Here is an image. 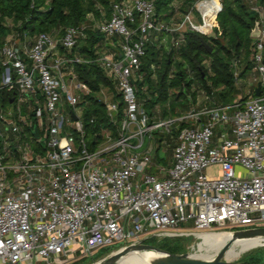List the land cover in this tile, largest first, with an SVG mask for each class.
<instances>
[{
  "label": "built area",
  "instance_id": "2783aa9c",
  "mask_svg": "<svg viewBox=\"0 0 264 264\" xmlns=\"http://www.w3.org/2000/svg\"><path fill=\"white\" fill-rule=\"evenodd\" d=\"M258 13L260 32L252 38L244 82L248 93L172 119L151 120L138 99L140 58L158 33L164 41L177 32L171 41L177 47L186 24L211 31L214 20L206 28L202 12V25L193 24L189 12L173 28L156 18L153 0L114 2L111 16L93 31L106 41L119 39L120 51L93 59L67 55L86 37L84 26H69L60 37L39 32L21 47L4 43L0 264H62L119 240L130 245L161 233L190 232L181 229L187 222L191 231L207 233L264 227V19ZM89 62L110 79L121 110L110 90L106 100L107 87L92 90L79 78L74 66ZM234 62L237 85L241 69ZM87 96L104 105L114 129L88 135L86 125L95 116H84ZM182 122L189 125L180 127ZM175 124L170 166L150 170L154 146L142 149L145 139L154 130L171 132ZM214 165L217 177L206 176Z\"/></svg>",
  "mask_w": 264,
  "mask_h": 264
},
{
  "label": "trees",
  "instance_id": "16d2710c",
  "mask_svg": "<svg viewBox=\"0 0 264 264\" xmlns=\"http://www.w3.org/2000/svg\"><path fill=\"white\" fill-rule=\"evenodd\" d=\"M118 1L120 0H0V47L3 45L6 30L2 25L4 16L17 24V29L29 31L30 34L49 33L56 28L60 29L61 36L69 26H82L81 23L88 12H94L98 16L96 4L104 8V17L109 18L112 4ZM171 1L153 0L158 20L169 16ZM257 2L258 8L261 7L264 11V0ZM189 3L191 0H182V9L187 8ZM221 3L222 8L216 16L217 23L213 35L189 30L183 33V41L169 50L156 47L153 43L146 45L145 54L140 58V73L143 79L137 80L135 84L137 97L143 98L141 102L148 114L153 113L154 104L161 107L160 116L163 118L178 105L185 109L190 98L191 101L195 98V91H191L193 83L198 84L214 103L234 102L237 93L233 76L234 61L242 67L239 75L244 77L251 67L249 48L253 39L249 33L260 11L249 8L244 0H221ZM85 31L86 37L71 49L68 56L78 55L93 59L102 54L101 47L105 45L102 34ZM204 44L211 50L208 51ZM60 52L65 51L60 48ZM74 68L79 78L92 90L101 86L107 87L113 93V98L119 100V110L122 109L120 95L115 92L112 82L98 63L76 64ZM152 73L155 74L154 79L151 78ZM142 85L146 86L145 94L140 90ZM87 99L84 116H95V123L86 125L88 135L104 128L114 129L108 122L104 105L93 96H87ZM182 101L186 102L182 104ZM169 106L171 108L167 110ZM182 126L184 125L181 123L180 127ZM145 243L150 242L146 240ZM160 248L172 253L177 252L165 244ZM77 262L73 264H79Z\"/></svg>",
  "mask_w": 264,
  "mask_h": 264
},
{
  "label": "rangeland",
  "instance_id": "374dc122",
  "mask_svg": "<svg viewBox=\"0 0 264 264\" xmlns=\"http://www.w3.org/2000/svg\"><path fill=\"white\" fill-rule=\"evenodd\" d=\"M199 1L201 0H191V3H189V6H187V8H184L183 10L182 0H172L170 2L171 12L169 16H166L161 21L162 22L164 21L170 27L175 28L180 24L184 15L190 12L192 23L195 25H202L203 19L201 15L203 14L205 16V11H203L204 7L206 8L207 6L210 5L211 2L217 1L220 5V8H222L221 0H211L209 2L204 3V5L202 3H199ZM244 1L247 2L249 8H252L253 10H258L257 0L255 1L244 0ZM46 3L48 4V1H46ZM96 5H97L98 16H96L94 12H88L86 14L85 20L81 23V25L84 26L85 30L93 31L94 24L97 21L101 20L102 17L104 18L105 16L104 8L99 4H96ZM200 11L202 12V14ZM212 18L213 17H211V19ZM213 20H214L213 27L211 31L207 33L196 31L192 29L188 24L183 26L182 31L186 32L189 30H194L196 32H199V33H202L208 36L213 35L214 34L213 29L217 23L216 18ZM2 25L6 27L3 44L7 43V44H12V45L21 47V46L28 44L30 41H32L35 35L38 34L37 32L30 34L29 31L17 29L18 28L17 24L12 22L11 19L7 16L3 17ZM59 30L60 29L54 28L49 33L55 37H59L60 36ZM176 35H177V32H174V31L169 32L165 35L164 37L165 40L163 41L161 40L163 33H158L151 40V43L156 45V47L169 50L171 47H173L171 45V41L176 37ZM109 40L107 41L105 40L104 44L107 46L102 45L101 53L102 54H105V53L118 54L120 51V46H119L120 40L119 39H109ZM241 68L242 67L239 66L238 70H240ZM247 76L248 75L246 74L244 77L240 79V81H237V85H236L237 93L234 98L235 100L238 99L239 97H244L248 93L247 87L244 84V82H246L247 80ZM151 78L152 79L155 78L154 73L151 74ZM142 79L143 77L139 78L140 81ZM197 85L198 84L196 83H193L191 85V91H195L194 101H191V98H190L189 104L185 109H183L182 106L178 105L177 107H175V110H173V112L168 113L167 117L165 118L172 119L180 115L186 114L190 112L191 110L200 109L203 106H212V105H218V104L222 105L221 102L214 103L212 99L210 98V96H207V94ZM145 87L146 86L142 85V88L140 89L144 94H145ZM105 92H106L105 94L106 100L109 101L110 98L112 97L111 92L109 90H105ZM139 100L142 101L143 98L142 99L140 98ZM185 102L182 101V104H184ZM153 108H154L153 113L151 115L149 114L151 117V120H157L159 118H163L162 116H160V112L162 110L161 107L157 104L156 105L154 104ZM169 108L171 107L169 106L167 110H169ZM182 124L186 126V125H189V122L188 123L182 122ZM174 126L175 127L171 132H166L162 129L154 130L152 131L150 138L145 139L142 149H145L147 145L149 144V142L151 143L153 142V146H154L153 161L149 167L150 170L151 169L154 170L156 165L158 167H163V168H167L170 166L172 147L174 143L176 142L175 131H176L177 125L175 124ZM218 173H219L218 165L210 166L204 171V174L208 177H217ZM181 229L190 231V232L175 231V232H169V233H161V234H158L152 237L150 240H147V242H150L149 244L155 245L159 248L160 246L165 244L166 246H169L177 250L176 253L183 254L185 256L199 255V256L209 257V256L214 255V253H216L222 247V245H224L229 240L232 232L236 230H240L242 228L222 227L219 229L216 228L212 232L207 233V232L191 231L192 227L190 223L187 222L181 226ZM216 234H223V235L226 234V239L222 240L221 236L220 237L213 236L214 239H211L209 237V235H216ZM245 240H251V239H245ZM252 240H257V241L259 240V241L253 247L248 248L245 251L242 250V245L239 243L240 241H244V240H237L234 243L230 244L227 251L229 249H233L240 254L237 257L232 258V259H225V256H224V261H225L224 264H264V236L258 237V238H252ZM124 244H125L124 240H119L110 245L101 246V247L94 249L91 255H86V256L80 257L78 260H74V261L71 260V261L64 262L62 264H73L75 261L76 262L78 261L79 264H90L98 260H101L103 258H107L112 253H115L119 249L127 246ZM138 257L139 258L136 264H152L148 262L147 260H145L143 257H140V256ZM55 264H58V263H55Z\"/></svg>",
  "mask_w": 264,
  "mask_h": 264
},
{
  "label": "water",
  "instance_id": "95a60500",
  "mask_svg": "<svg viewBox=\"0 0 264 264\" xmlns=\"http://www.w3.org/2000/svg\"><path fill=\"white\" fill-rule=\"evenodd\" d=\"M261 12V17L264 19V11L261 7L258 8ZM259 21H255L254 26L250 30V38L259 36ZM207 47L206 44H204ZM208 51L211 49L207 47ZM256 94H259V88H256ZM33 133L37 136L36 128H33ZM264 236V227H254L247 229L236 230L231 233L229 240L222 245L217 253L212 258L203 256H185L183 254L172 253L165 251L155 245L140 242L136 244L127 245L117 252L112 253L107 258H103L90 264H119L124 260L132 259V262L137 263L138 256L143 257L145 260L152 264H223L225 253L236 240L252 239ZM148 255H145V254Z\"/></svg>",
  "mask_w": 264,
  "mask_h": 264
},
{
  "label": "bare ground",
  "instance_id": "6f19581e",
  "mask_svg": "<svg viewBox=\"0 0 264 264\" xmlns=\"http://www.w3.org/2000/svg\"><path fill=\"white\" fill-rule=\"evenodd\" d=\"M211 0H208V1H205V2H199V3H202L204 5V3L206 2H209ZM219 5H218V2L216 1L215 2H211L209 6H207L206 8L204 7V10L205 11V27L207 28L209 26V23L211 24L213 19L215 18V13H216V10L218 9ZM213 13V14H212ZM213 15V16H211ZM213 17L211 19V17ZM211 20V22H210ZM205 234V233H204ZM203 235V234H202ZM213 236H216V237H220L221 236V239L222 240H225L226 239V234H216V235H209V237L211 239H214ZM237 241V240H236ZM259 241V240H258ZM257 240H244V241H240L239 243L242 245V250L245 251L247 250L248 248H251L253 247L257 242ZM217 253V252H216ZM214 253V255L216 254ZM240 253L236 252L235 250L233 249H229L226 253H225V259H232V258H235L239 255ZM145 255H148L147 253ZM214 255L212 256H209V257H206V258H212ZM205 257V256H203ZM132 259H128V260H124L122 261L121 263L119 264H135V262H132L130 261Z\"/></svg>",
  "mask_w": 264,
  "mask_h": 264
},
{
  "label": "crops",
  "instance_id": "0c3cea01",
  "mask_svg": "<svg viewBox=\"0 0 264 264\" xmlns=\"http://www.w3.org/2000/svg\"><path fill=\"white\" fill-rule=\"evenodd\" d=\"M215 3H216V2H215ZM149 144H151V142H149ZM149 144H148V145H149ZM152 144H153V142H152ZM147 151H148V149H147Z\"/></svg>",
  "mask_w": 264,
  "mask_h": 264
}]
</instances>
